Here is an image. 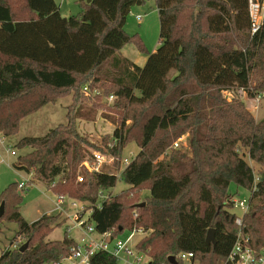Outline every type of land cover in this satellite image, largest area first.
<instances>
[{
    "label": "trees",
    "instance_id": "16d2710c",
    "mask_svg": "<svg viewBox=\"0 0 264 264\" xmlns=\"http://www.w3.org/2000/svg\"><path fill=\"white\" fill-rule=\"evenodd\" d=\"M20 1L17 12L27 17H16L17 1L0 0V134H16L22 118L60 97L70 95L72 103L66 123L18 140L15 147L27 151L13 168L31 174L30 183L87 202L98 232L141 227L136 246L150 264H172L168 256L181 252L193 254L190 264H224L238 234L228 191L233 182L250 191L242 238L264 252V117L256 120L242 100L223 95L242 90L255 97L264 90V24L251 33L248 0H155L159 40L141 67L120 50L132 43L144 52L139 35L124 24L130 8L145 0H82L81 12L66 17L55 0ZM110 94L114 130L98 150L118 158L129 140L139 150L120 174L129 188L99 200L118 177L84 167L93 144L77 130V117L85 116L77 106L83 99L99 106ZM184 134L187 148H173ZM142 188L149 195L137 203L133 192ZM18 189L10 183L0 193V226L15 223V235L28 245L7 249L0 264H47L67 255L72 237L47 239L62 224L59 215L27 222ZM210 228L215 243H206ZM91 264L117 263L97 253Z\"/></svg>",
    "mask_w": 264,
    "mask_h": 264
},
{
    "label": "rangeland",
    "instance_id": "374dc122",
    "mask_svg": "<svg viewBox=\"0 0 264 264\" xmlns=\"http://www.w3.org/2000/svg\"><path fill=\"white\" fill-rule=\"evenodd\" d=\"M15 1H17V3L15 4L13 9L15 11V15H17L16 17H27L28 15L19 14L17 12L20 8H22L23 3L20 0ZM56 3L61 14L65 16L77 15L83 8L81 4L82 0H56ZM137 7H139L138 10H136ZM136 14H139L141 16V20L135 18ZM124 30L130 35L139 33V35L142 37V41L144 44V52L142 53V55L147 56L148 53L153 52L157 47L159 40V19L155 0H145V2L141 6H132L130 8L129 14L126 17ZM262 42L263 43L260 48V52L264 54V38ZM130 51H136L132 43H128L125 46L124 50V52H126L127 54H130ZM223 95L228 101H230L234 97V95L238 99L242 100L248 111L256 120L264 117V90L260 93H257L255 97H248L247 94L242 90H237L236 93H233V91L231 90H226L223 92ZM99 101V106H94L93 99H83L81 101V103L83 104L81 106H77L81 107V113H84L85 115L84 117H77V130L79 134L86 137L93 144V147L88 146V150L90 153L102 147L104 145L102 138L104 136H109L114 130L113 120L115 117V112H113V110L109 108L110 106H112L113 102L105 100V97L100 98ZM71 103L72 99L70 96L60 97L55 103H48L30 116L22 118L19 121L20 129L16 134L5 137L4 146L0 148L1 156L4 159L2 161L0 157V193L10 183L17 184L21 181H27L28 186L26 189H18V191L22 194V201L19 206V211L22 217L27 222H32L43 214H58L59 220L62 221L61 225L56 226L50 232V234H48L47 239L49 240L62 239L66 234L69 237L78 239L80 231L77 228L73 227L72 221L69 218L66 219L65 214H59L58 212H56V210H54L57 194H55L53 190L48 189L40 181L34 180L32 183H30V177L33 178L31 175L24 171L13 168L12 163L16 160L17 156L19 154L26 153L27 151V149L16 148L15 144L23 136H42L50 128L58 125L59 123H66V112ZM92 107H94L95 110H93ZM89 113H91L92 116H88ZM128 123H130V121H128ZM175 142L178 143L177 147L186 149L187 134L182 135L177 140H175ZM6 145L11 146L12 149L16 151V155H11L9 151L8 153H6L4 149ZM138 150V144L133 140H129L123 147L121 158L128 157L129 159L130 155H135ZM104 152L106 153V151ZM104 169L107 170L109 168L107 167ZM125 188H129V186L120 178L119 175L115 186L110 188L108 191H103V193L114 195ZM228 191L233 194V198L237 200L248 199L250 195V191L248 189L236 186V184H234L233 182L229 184ZM133 193L134 201L140 203L146 199L144 197H147L149 195V189L142 188L140 191H134ZM65 195H67V197L69 198H73L68 194ZM75 200L84 203L86 208L89 205L87 202L77 199ZM230 210L236 215L242 214V211L237 208H231ZM68 226H72L70 230H68ZM15 228L16 224L13 222L4 221L1 224L0 255L7 249H11L12 245L20 237V235H15ZM130 232L131 229L125 228L117 235V237L124 240L127 236H129ZM143 236L144 235H138L136 233L134 240L136 238H142ZM21 240L24 241L22 238ZM148 263L149 257L143 255V259L140 264ZM117 264L134 263H122L120 260H118ZM181 264H190V260H183ZM194 264L198 263L194 262ZM262 264H264V262Z\"/></svg>",
    "mask_w": 264,
    "mask_h": 264
},
{
    "label": "built area",
    "instance_id": "2783aa9c",
    "mask_svg": "<svg viewBox=\"0 0 264 264\" xmlns=\"http://www.w3.org/2000/svg\"><path fill=\"white\" fill-rule=\"evenodd\" d=\"M248 14L250 19V31L252 34L257 33L264 24V0H248ZM136 19L141 20V16L136 15ZM85 93L89 92L87 86L83 87ZM92 93L99 94L97 89ZM114 99L112 94L105 97V100L111 102ZM4 137L0 134V143L4 145ZM178 143H173V148H177ZM112 143H109L107 148H111ZM6 151H9L11 155H16V151L11 146H5ZM103 152L101 150H95L92 152V156L83 162L84 167L89 172L100 173H115L117 177L122 173L124 168L130 163L135 155H130V158L115 157L110 154L108 150ZM115 160L119 161V168H115L113 163ZM109 168L105 170L104 168ZM78 181H82V175L77 176ZM28 186L27 181H21L18 183L19 189H26ZM107 194L101 192L100 198L104 199ZM100 204V203H98ZM233 208H237L242 211L241 215L235 214V223L238 226V234L235 244L233 245L230 253L225 259L224 264H262L264 262V252L257 254L249 246L246 245V239L242 238L241 227L243 214L249 209L248 199H232ZM56 212L59 214H65L66 219L72 221L73 227L77 228L81 232V236L75 240L74 245L70 248L67 255L61 256L57 260H53L47 264H91L92 258L97 253H107L113 256L116 260H120L122 263L133 262L134 264H140L143 259V255H146L136 246L138 240L135 239L136 233L144 235L145 231L139 228L131 229L129 236L122 240L114 235L112 231L98 232L95 229L94 223L88 221L91 213V209L73 198L67 197V195H57L55 202ZM72 226H68V230ZM22 240L19 237L12 245V248H19ZM147 256V255H146ZM193 256L191 252H181L176 256V259L181 261L190 260ZM150 264V263H148Z\"/></svg>",
    "mask_w": 264,
    "mask_h": 264
},
{
    "label": "crops",
    "instance_id": "0c3cea01",
    "mask_svg": "<svg viewBox=\"0 0 264 264\" xmlns=\"http://www.w3.org/2000/svg\"><path fill=\"white\" fill-rule=\"evenodd\" d=\"M55 2H56V0H55ZM142 5V4H141ZM141 5H138V6H141ZM138 8L139 7H137V9L136 10H138ZM138 12V11H137ZM137 12H135V13H137ZM158 13V12H157ZM60 14H61V12H60ZM62 16H65V15H63V14H61ZM136 15H138V14H136ZM136 15H135V18H136ZM66 17V16H65ZM138 35H139V33H137ZM139 37L141 38V40H142V37L139 35ZM127 45V44H126ZM126 45H124L122 48H121V50H120V54L122 55V56H124V57H126V58H128L130 61H132L134 64H136V65H138V66H143L144 65V63H145V61H146V58H147V56H144V55H142V53L136 48V46L134 45V47H135V49H136V51H130V54H127L126 52H124V50H125V46ZM70 96V95H69ZM71 97V96H70ZM45 106V105H44ZM31 115V114H30ZM30 115H28V116H30ZM27 116V117H28ZM21 126V125H20ZM19 129H20V127H19ZM2 136V135H1ZM4 137V136H3ZM4 139H5V137H4ZM2 146H4V145H2L1 143H0V148L2 147ZM4 149H5V152L6 153H8V151H6V148L4 147ZM0 157H1V160L3 161L4 159L2 158V156H1V150H0ZM21 171V170H20ZM29 175H31V174H29ZM32 176V175H31ZM31 178V177H30ZM30 180V179H29ZM80 231V230H79ZM80 234H81V232H80ZM81 235H79L78 236V238L80 237ZM74 239V238H73ZM74 240H76V239H74Z\"/></svg>",
    "mask_w": 264,
    "mask_h": 264
},
{
    "label": "water",
    "instance_id": "95a60500",
    "mask_svg": "<svg viewBox=\"0 0 264 264\" xmlns=\"http://www.w3.org/2000/svg\"><path fill=\"white\" fill-rule=\"evenodd\" d=\"M90 0H87V2H89ZM143 204V203H142ZM141 204V205H142ZM4 213V202H0V217L3 215ZM205 240H206V243H215V235H214V229L210 228L208 231H207V234H206V237H205ZM28 245V242H24L19 250L22 251L24 250ZM168 261L172 264H178L177 263V259L174 255H170L168 256Z\"/></svg>",
    "mask_w": 264,
    "mask_h": 264
}]
</instances>
